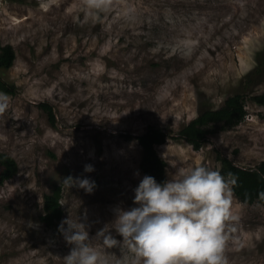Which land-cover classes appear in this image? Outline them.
I'll use <instances>...</instances> for the list:
<instances>
[{"label": "rangeland", "instance_id": "obj_1", "mask_svg": "<svg viewBox=\"0 0 264 264\" xmlns=\"http://www.w3.org/2000/svg\"><path fill=\"white\" fill-rule=\"evenodd\" d=\"M7 45L16 60L0 75L17 90L0 113V154L18 171L0 185V264H63L71 247L58 231L63 220L79 217L92 238L113 208L134 206L144 176L134 137L148 128L171 135L156 147L167 179L196 166L219 171V155L245 169L264 161V106L252 100L264 95V0H0ZM236 94L247 111L239 125H214L199 150L178 138ZM68 176L96 187L69 189ZM57 188L63 217L48 225L44 201ZM231 213L228 264H264V202L234 195ZM91 243L110 264L128 254Z\"/></svg>", "mask_w": 264, "mask_h": 264}, {"label": "clouds", "instance_id": "obj_2", "mask_svg": "<svg viewBox=\"0 0 264 264\" xmlns=\"http://www.w3.org/2000/svg\"><path fill=\"white\" fill-rule=\"evenodd\" d=\"M10 100L0 91V113L8 109ZM93 171V165L84 166L85 173ZM63 184L88 194L96 187L94 181L79 176H68ZM236 184L232 173L222 175L205 166L181 171L162 183L144 175L133 189L134 206L113 208L114 220L94 237L89 236L90 225L79 217L61 222L58 231L71 246L63 264H110L105 253L92 246L93 240L104 249L127 250L116 264H228L225 228L237 219L231 213ZM258 199L264 201V192L258 193Z\"/></svg>", "mask_w": 264, "mask_h": 264}, {"label": "trees", "instance_id": "obj_3", "mask_svg": "<svg viewBox=\"0 0 264 264\" xmlns=\"http://www.w3.org/2000/svg\"><path fill=\"white\" fill-rule=\"evenodd\" d=\"M0 70L8 71L14 66L16 53L12 46L0 47ZM263 65H258L257 69L249 74L250 77L260 74ZM16 87L6 83L0 75V91L9 95H16ZM253 102L258 106H264V95L252 97ZM40 108L48 116V120L52 126L56 124V116L53 108L42 103ZM247 115L245 109L244 96L236 94L230 97L219 110H207L201 113L195 120L187 125L180 133L179 139L187 141L195 150H199L202 144L211 134V128L217 124L234 127L244 121ZM170 134L163 129L154 127L148 128L147 132L141 136L134 137V140L142 148L141 171L143 175L153 176L158 183L164 182L166 178V163L158 155L156 147L164 145L170 138ZM220 162V172L222 175L232 173L237 178V184L234 186V195L245 204H253L255 202H264L258 199V193L264 192V161L254 169H245L236 166L230 159L219 155L217 157ZM0 185L12 179L17 171L16 162L5 154H0ZM60 189L57 188L51 195H47L44 201L45 216L43 221L48 225H52L56 221H60L63 217V211L60 204Z\"/></svg>", "mask_w": 264, "mask_h": 264}]
</instances>
